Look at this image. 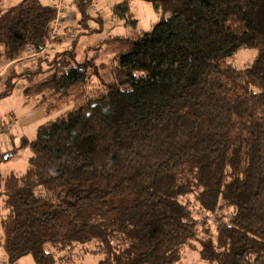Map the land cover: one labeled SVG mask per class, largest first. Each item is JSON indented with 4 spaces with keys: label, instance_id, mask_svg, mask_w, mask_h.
Segmentation results:
<instances>
[{
    "label": "trees",
    "instance_id": "1",
    "mask_svg": "<svg viewBox=\"0 0 264 264\" xmlns=\"http://www.w3.org/2000/svg\"><path fill=\"white\" fill-rule=\"evenodd\" d=\"M133 1L112 5L111 19L134 28ZM141 1L170 14L82 57L79 37L103 28L92 0L69 1L81 30L61 48L49 47L54 4L0 6V80L28 46L51 50L9 68L0 90L24 81V102L46 115L14 148L29 149L25 169L0 170L5 264H54L56 251L89 242L95 264H174L192 240L214 264H264V0ZM245 48L255 55L237 68ZM187 194L212 231L198 232Z\"/></svg>",
    "mask_w": 264,
    "mask_h": 264
},
{
    "label": "rangeland",
    "instance_id": "2",
    "mask_svg": "<svg viewBox=\"0 0 264 264\" xmlns=\"http://www.w3.org/2000/svg\"><path fill=\"white\" fill-rule=\"evenodd\" d=\"M16 0H0V6L8 7L13 4ZM53 1V0H52ZM70 0H68L69 2ZM122 0H92V11H99L101 13L102 19H106V25L103 26L102 30L105 33L109 31L111 34L118 33L124 34L126 36H134L142 30L150 28V26L162 19L166 18L170 14L169 9H154L150 3L143 2L141 0H134L132 2V12L133 16L137 20V24L134 28L124 27L120 20H112L109 16L110 7ZM62 0V13L67 14L68 21L67 24L74 28V30H81L79 24L77 23L79 19V13L73 4ZM52 3V2H50ZM56 4V1H55ZM93 21H89V25L92 26ZM117 25V26H114ZM110 26V27H109ZM113 27L112 31L110 30ZM102 32V31H101ZM110 34V35H111ZM100 33H92L89 35H82L78 39V57H82L83 49L86 47L88 42L93 40L95 37L99 36ZM72 42V41H71ZM49 49H45L42 53L38 54L35 50V60L38 55L45 56L50 53ZM99 58L101 61H106L111 54L108 47L104 46L102 50L99 51ZM255 51L250 48L239 49L233 60V64L237 68H243L250 63L254 57ZM91 53V51H89ZM45 54V55H44ZM25 60H27L25 58ZM24 58L16 62L15 66L17 68L16 72L21 70L23 67L20 66ZM19 63V64H18ZM24 69V68H23ZM26 70V69H24ZM7 72L0 80V90L4 87V79ZM26 86V83L22 80L18 81L17 86H15L14 91L9 96L0 99V153H3V158L7 156L6 160L0 161V170L2 172H7L9 170L23 171L27 165V157L30 154L28 148H22L19 150H14V148L19 146L20 138L24 134L25 138L31 140L35 136V131L38 123L31 125L24 124L25 117L27 115L28 108L23 104L22 101V87ZM46 120V117L44 118ZM43 120L41 119L40 122ZM39 122V123H40ZM15 123V124H14ZM12 134V140L9 141L8 135ZM14 152V154H13ZM183 200H187L190 203V208L192 210L193 217L196 219L198 232H207V230H213V222L211 214L203 212L198 207V202L195 200L193 194H187L182 197ZM227 212V211H225ZM95 242H89L86 244H76L71 248L59 250L55 252L56 262L54 264H95L96 260L99 258L98 254H95L96 249ZM53 251L51 247H48ZM2 249H0V264H5V256ZM15 264H35L30 255H24L19 258ZM174 264H214L213 262L204 260L199 255V246L195 240H192L186 244V246L181 251L178 259Z\"/></svg>",
    "mask_w": 264,
    "mask_h": 264
},
{
    "label": "crops",
    "instance_id": "3",
    "mask_svg": "<svg viewBox=\"0 0 264 264\" xmlns=\"http://www.w3.org/2000/svg\"><path fill=\"white\" fill-rule=\"evenodd\" d=\"M44 3H50V2H52V4H54L55 5V1L56 0H42ZM61 18H60V20H59V22L57 23V24H55V25H53V23H52V25L50 26V37H52V38H54V39H56L53 43H51V44H49V47H54V48H61V47H65V46H68V45H70V43H71V41L73 40V38L75 37V35H76V30H74V28H72V27H70L68 24H67V22H65V21H68V16H67V14H65V13H61V16H60ZM108 17H110V16H108ZM107 23H106V19H103V26L105 27V25H106ZM114 26H117V25H114ZM110 27V26H109ZM113 27H111V31L113 30L112 29ZM53 29V30H52ZM69 31H73V36H71L70 34H69ZM111 34V32L109 31L108 33H105L104 34V31L102 30V32L100 33V35L99 36H101V37H95L93 40H91L90 42H88V44L86 45V47H89V49H93V48H95V47H97L98 45H100V43H101V41H102V38L103 37H105V36H108V35H110ZM53 44V45H52ZM77 46H78V43H77ZM86 47H84V48H86ZM104 47V45L103 46H101V48H100V50H102V48ZM47 49H49V48H47ZM46 49V50H47ZM99 50V51H100ZM48 51H51L50 49L48 50ZM89 51H91V53H89ZM88 51V55L89 54H92V50H89ZM100 53V52H99ZM25 56V55H24ZM100 59V58H99ZM36 60V59H35ZM35 60H33V59H30V60H24L23 62H21V64H20V66H22L24 69H26V68H29L30 66H33L34 65V62H35ZM16 62H18V61H16ZM14 63H8V64H6V66L4 67V69L2 70V73H1V75H3V74H5V72H7V70L9 69V68H14L15 70H17V68H16V66H15V64L13 65ZM19 64V63H18ZM22 68V69H23ZM17 84H18V82L16 83V85L15 86H17ZM15 88V87H14ZM23 89L25 88V86H23L22 87ZM23 89H22V101H23V104L24 105H26V107L28 108V111H27V115H26V117H25V120H24V124H26V123H29V124H26V125H31V123L32 124H36V123H38V124H41L42 122H44L45 121V117H46V115H45V107H44V104H42V103H40V104H38V103H35V102H33V103H25L24 102V96H23ZM13 91H14V89H13ZM12 91V92H13ZM12 94V93H11ZM41 119L43 120L42 122H40L41 121ZM40 122V123H39ZM15 124V123H14ZM12 134H9L8 135V139H9V141L10 140H12V139H10V136H11ZM13 137V136H12ZM22 137H25L24 136V134H22V136H21V138ZM20 138V139H21ZM28 158V157H27Z\"/></svg>",
    "mask_w": 264,
    "mask_h": 264
},
{
    "label": "built area",
    "instance_id": "4",
    "mask_svg": "<svg viewBox=\"0 0 264 264\" xmlns=\"http://www.w3.org/2000/svg\"><path fill=\"white\" fill-rule=\"evenodd\" d=\"M61 3H62V0H56V4H55V6H56V16L54 18L53 25L57 24L59 22L60 18H61L60 17L61 13H62V11H61L62 4ZM69 34L71 36H73V31H69ZM35 54H36L35 53V49L33 47H31V46H28L27 49H26V54H25V56L23 58L24 59L26 58L27 60H30V59L34 58Z\"/></svg>",
    "mask_w": 264,
    "mask_h": 264
}]
</instances>
